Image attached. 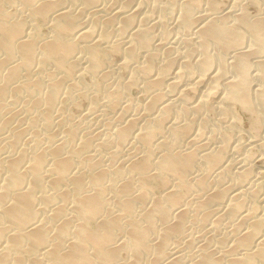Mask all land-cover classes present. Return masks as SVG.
I'll return each mask as SVG.
<instances>
[{
  "label": "bare ground",
  "instance_id": "obj_1",
  "mask_svg": "<svg viewBox=\"0 0 264 264\" xmlns=\"http://www.w3.org/2000/svg\"><path fill=\"white\" fill-rule=\"evenodd\" d=\"M134 1L128 0L125 4L122 2V7L111 8L113 13H106L107 17L95 14L96 17L89 24L87 19L91 18L81 20L80 15L82 17V12L87 10L89 13L91 10L94 13L102 11L105 6H100L101 0H0V113L11 107L8 105L12 102L14 105L15 100L24 97L27 119L30 121L27 127L19 128L16 125L17 128L9 135L2 134L4 143H0V264H264V218L252 220L257 208L253 203L256 201L251 200L255 208L246 210L244 200L238 199L239 190L234 192L233 186V189L219 186V181L213 180L217 175L211 178L213 172L221 174L228 169L224 161L226 146L201 154L194 147L185 150L180 147L184 146L181 139L191 135L190 124L176 121L179 116L173 122L169 120L173 112L184 115L189 110H201L208 104V98L214 96L219 100V110L234 113L235 106L240 105L254 113L252 126L260 129L264 120L261 116L264 114V10L257 16L252 13V17L248 10L235 12L234 7L225 8L218 0H206L209 11L197 16L194 10L202 5L201 0H182L178 4L179 24L186 31L195 29L203 55L197 61L183 60L180 68H177V58L174 57L165 62L161 60L162 63L156 65L159 53L149 52L154 43L150 34L152 27L149 29L148 25H143L145 18L141 20L142 17V22L135 23L138 10H142L139 3L143 4V0L136 7L131 5ZM6 2L14 3L16 10L22 14L8 11L3 6ZM77 2L82 4L79 10L75 7ZM171 2L175 5L174 0ZM249 2L256 4L255 8L257 5L264 7V0ZM256 12L258 14L259 10ZM36 17L45 19L51 31L49 36L41 35ZM99 25L103 28L109 26L108 29L118 25L119 35L116 38L120 36V40L114 38L117 42L112 41L110 46L125 56L122 66L133 60L134 63L140 54L146 57L139 69L144 74L141 78L144 86H141L147 91L145 109L139 115L134 113L135 116L122 107L120 120L113 126L110 137L101 142L95 141L93 135L80 133V127L66 124L67 120L63 119L56 121V114L53 116L59 106L57 103L62 90L70 92L77 86L87 90L89 85L82 80L83 75L93 77L100 74L102 64H107L101 55V45L110 37V32L101 29L97 35ZM62 33L71 35V38L64 37ZM247 34L252 36V47L249 49L242 46L247 41ZM211 44L225 54H233L232 61L227 62L226 55L224 59L220 54L217 56L209 52ZM217 49V53L221 51ZM82 59L85 60L84 65H81ZM215 61L218 70L213 65ZM253 67L257 70L254 74ZM196 68L201 73L190 82L201 84V87L210 82L214 83L213 87L204 92L196 103L188 102L187 99L192 96H186V105L179 110L174 109V100L165 98L163 84L168 85L171 97L180 90L184 75L189 73L187 78L191 79L190 73ZM228 71L235 73L232 79L226 77ZM256 79L259 87L253 90V80ZM134 81L130 80L127 86L135 85ZM90 91L87 90L88 93ZM87 92L81 88L78 94L82 97ZM182 92L180 99L186 95H182ZM119 95L112 92L108 98L105 97L108 99L107 105L121 108L120 100L122 102L123 97ZM258 107L261 111H258ZM127 109L130 110L129 107ZM1 115V128L13 127V116L4 117L3 112ZM11 120L14 122L11 123ZM56 122L65 127L66 136L63 139H58L56 131H53ZM193 126L191 129L194 130ZM32 128L42 131L45 137L42 139L46 143L42 145L40 140L26 138V130ZM262 132H259L260 135ZM230 140H233L231 135ZM112 142L117 149L113 154L110 152L112 156L126 153L114 162L108 161L106 166L100 160L102 157L95 155L110 144L112 146ZM130 149L140 151L141 159H137V154ZM240 168V176L248 175L249 171L253 173L245 164ZM159 177L164 191L162 196L157 197L153 194V181ZM261 199L264 200L263 197ZM214 210L223 212H216L218 215L212 221L213 227L210 225V233L218 228L215 223L223 215L232 217L230 219L240 218L249 225L244 230L237 225L239 231H232L228 239L229 247L217 248L216 245V248H212L201 243L197 250L184 254L181 243H193L190 225L195 220L205 223ZM229 232L226 233L229 235ZM194 236H197L196 232ZM196 239L194 241L197 242L199 238ZM223 243L226 244V240Z\"/></svg>",
  "mask_w": 264,
  "mask_h": 264
},
{
  "label": "rangeland",
  "instance_id": "obj_2",
  "mask_svg": "<svg viewBox=\"0 0 264 264\" xmlns=\"http://www.w3.org/2000/svg\"><path fill=\"white\" fill-rule=\"evenodd\" d=\"M118 1L117 0L116 1L115 0H104V2H103V0H101V5L100 6L101 7L102 6H105L104 9L102 10L103 12L100 11L99 13H94V11L91 10L92 13L91 12L89 13V11L87 10V11H84L85 13L82 12L83 13V16L85 18L83 16L81 17V15H80V18H81V20H84V19L86 20L87 18H91V19H87V20H89L88 23L90 24L94 20V17H96V16H99V17H101V16L102 17H107L108 15H110L111 13H113V9L114 8L122 7V4L123 3L125 4L128 0H118ZM140 1H142V0H136L134 2H131V5H133V6L136 7ZM171 1L172 0H159V2H158V0H153V1L152 0H146V1L143 0L144 6H143L142 2L139 3L140 4L139 7L142 8V10L141 11H140V9L138 10L137 17H139V18L136 17L135 23L138 24L139 21L144 20L143 18H145V20L143 22L141 21L142 23H144L143 25H145V26L148 25L147 27L149 29L152 27L151 28L152 30L150 29V32H151L150 34H151V38H153V42L154 43L152 44V47H150L149 52H152L153 54L159 53L158 54V58H157L158 60L156 59V65H160V64H157V63L165 62L169 58L174 57L175 59L177 58L176 59V66H177V68H180V65H181L180 63L183 60L184 61H187V60H191L192 59L193 61H197L198 60L197 58L202 57V55H203V53H202L203 48H202L201 44L198 41V38H197L198 36L195 35L196 34L194 32L195 29H193V30L192 29L191 30L189 29L190 31H188V29H187V31H186L183 28L184 29V31H183L182 26L179 24L178 16L180 15V10H179L178 4L182 0H179V1L178 0H174L175 1V5L178 6V7H176L175 5H172V2ZM218 1L220 2V4L222 3L221 5L222 6L224 5L223 7H225V8L232 9L234 7L233 9H235V12H240V11H242V9L245 10V11L248 10V13L252 17L262 14V11L264 10V7L263 6L261 7V6H258L257 5V8H255L256 4H254V3L252 4L251 2H249V0H246V2H245V0H243V2H242V0H240V1L236 0V2H235V0H222V1L218 0ZM201 2H202V5L203 6L200 4V6H198L194 10V13L197 14V16L198 15H201V13H204V12H208L209 11L208 10L209 6L207 5L206 0L205 1L204 0H201L200 3ZM116 3H118V4H116ZM249 3H251V4H249ZM77 4H76L75 7L77 8V10H79L78 8L82 7V4H80L78 2H77ZM233 4H234V6H233ZM3 6L5 8L7 7L6 9L8 11H11V12H14L15 11V13L16 14H19V15L22 14L19 11L16 10L17 7H16V5L14 3H12V4L11 3H8L7 4V2H6V3L3 4ZM10 6H11L12 9L10 8ZM204 7H207V9L204 8ZM237 7H238V9H237ZM111 8H113V9H111ZM257 10H259L258 14L256 12ZM106 11H108V12H106ZM197 11H198V13H196ZM106 13L108 14L107 16H105ZM143 13L144 14L146 13V14L144 15ZM149 13H151L152 15L151 14L149 15ZM252 13H254L256 15L253 14L254 15L253 16ZM89 14H91V15H89ZM95 14H96V16H95ZM220 14H222L221 11H220ZM262 15H264V11H263V14ZM89 16H91V17H89ZM140 18H141V20H140ZM230 18L232 19V17H230ZM146 19H148V20H146ZM35 20H36V24L38 23L37 25L40 26L41 35L43 37L44 36H49L51 34V31H50L49 26L47 27V23H46L45 19H42L41 17H36ZM158 20H160V21H158ZM161 20L162 21L165 20V21L162 22ZM141 22H140V24H142ZM45 24H46V26H45ZM149 24H151V25H149ZM155 24H156V26H155ZM112 26H110V29H108L109 26H107V28L105 27L106 29L103 28V27H101L100 25L98 26L100 28H98V30H97V35H99L101 33V29L102 30L104 29L106 32L109 30L108 33L110 32V35H108L110 37H108L107 40L102 41V45H101V55L105 58L104 59V62L107 63V64L106 65L102 64L103 67H101V68L103 70L100 69V72H99L100 74L95 75V76H97V78H94L95 76H93V77L88 76V74L83 75L84 77H82V80L87 85H89V87L87 86L88 87L87 90H88V92L91 90L90 93L87 92L86 88L81 87V86L80 87L77 86L78 87V88L76 87L77 89L76 88L75 89L72 88V90H70V92H67L66 89L62 90V92L60 93V97H59V100L60 101L58 100V103H57L59 106H57V109L53 112V116L55 114H56L55 116H57V117H54V119L56 121H57V119H63L65 121L67 120L68 122L66 121V124H70L71 123L70 125L74 124L75 127H78V128L80 127L79 128L81 130L80 133H83L84 132L83 134H89L91 136L93 135L94 136L93 139H96L95 141H99V142H101L104 139L110 137V135H111L110 132H111L113 126L116 123H118L119 120H120L119 117L122 114L123 108H124V110H126V112L129 111V112H127L128 114L131 113L130 115L137 116L136 114L139 115L145 109L144 106L147 103V101H146L147 91L145 89H143V87L141 86V85H143V82H142L143 80L141 78L144 77V74H143L142 70L139 69L140 66H142L145 63L144 61H145L146 57L143 54H140L141 55L140 56L141 58L138 57L140 59L137 58L138 59L137 62H136V60H137L136 59L134 63H133V61H134L133 60V61H130L129 62L130 65H129V63H127L124 66H122L123 63H124V60H125V56L124 55H120V53L118 54L117 52H115L112 49V46H110V45L113 44V42L115 43V41L117 42V40H120L119 39L120 36L116 38V36L119 35L118 25H112ZM114 27L116 28V30L114 29ZM111 30L113 31V33H114L115 36L111 32ZM167 31H168V33H167ZM163 32H164V34H163ZM185 32H186V34H185ZM62 34L66 38H68V37L71 38V35H69V34H64V33H62ZM192 35H193V38H192ZM194 35H195V38L196 39L194 38ZM247 35L248 36L245 39L247 41H245V45H244V43L242 45V46L245 47V49H247V48L249 49L250 47H252V42H251L252 36L250 34H247ZM166 36H167V38H165ZM114 38L117 39V40H115ZM110 42H112V43H110ZM191 44H193V45H191ZM216 49L217 48L213 44H211L210 47H209V52L211 51L213 54L216 53L217 56L220 54L223 58L226 55L225 56L226 61L227 62H231L232 61L233 54H231L230 52L229 53L231 55L228 54V52H226V54H225V52L222 51L219 48H218L219 51L220 50L221 51L217 53L216 52ZM221 52H223V53L221 54ZM161 60H163V61L161 62ZM81 61H82L81 65H84L85 64V60L82 59ZM215 63H217V62L215 61L213 65H214L215 68H217L216 70H218V65L215 64ZM104 66H105V68H104ZM134 66H135V68H134ZM52 67H53V65H52ZM214 67H213V70H215ZM195 71H194L195 73L194 72L192 74L190 73V75L192 77L191 79H188L187 78V76L189 75V73L186 74V75H184V77L182 79L183 82H181L182 85H181L180 90L178 91V93H175V95H173L171 97H169V93L170 92L167 90L168 89V85H166V83L163 84L164 86H162V88H163L162 90L166 94L165 95V98H170L169 100H174V103L176 104V105L174 104V109L177 108L176 110H179L183 105H186V101L187 100L190 103H196L197 101L200 100V98L202 97V95H204V92H206L209 88L213 87L214 83L211 84L210 82H209V84L208 83L203 84L202 87H201V84L198 85L196 83L194 84V82H190V80L191 81H194V79L197 76H199L200 73H201L198 68H196ZM255 71L257 72V70L255 69V67H253L252 68L253 74L255 73ZM153 74H156V73H153ZM193 75H195V76H193ZM100 76H102V77H100ZM234 76H235V73L233 71L232 72L231 71H228L226 73V77L229 78V79L230 78L232 79ZM98 77H99V79H98ZM131 78L133 80H135L134 82L136 84H137V82H139L137 84V86H136V84L134 85V83L132 84L133 87H132V85L129 86V87L127 86L128 85L127 83H129L130 80H132ZM121 81H122V83H121ZM95 82L97 84H99V85H96ZM254 82H256V83H254ZM189 83L191 85H189ZM185 85H187V86L185 87ZM193 85H194V87H193ZM191 86L193 87V89L191 88ZM258 87H259V82L257 81V79L256 80H253V90H255L254 88H258ZM81 88L84 89L88 93L86 95L87 97L86 96H82L81 97L78 94V93H80V89ZM194 88L195 89L198 88L199 90L198 89L195 90ZM165 90H167L168 93ZM77 91H79V92L77 93ZM195 91H197V92H195ZM110 92L111 93L113 92L115 95L121 94V95H119V96L123 97V99L121 98L123 101L121 102V100H120V104H121L120 107L121 108H119V107H112L111 108V106L109 107L107 105V100L108 99H106V98L109 97V95L111 94ZM118 92H119V94H118ZM181 92H182V95L183 94L184 95L186 94L185 96H183V98H181L182 100L179 98V95H181L180 94ZM67 93H69V94L71 93V95L69 96V98L67 97L69 95ZM76 94H78L77 95L78 97L76 96ZM90 96H92V97L90 98ZM186 96H188V97H191L192 96L193 98L192 97H191V99L188 98L185 101ZM70 97H72V98H70ZM194 97H196L197 99L194 98ZM194 99H196V100H194ZM208 99H209L208 104L209 105L211 104V106H209L208 104L207 105L211 108L210 110H211L212 113L211 112L209 113L210 110H209L208 106L206 105V106H204L199 111L189 110V112L185 113L184 115L183 114L176 113V112L175 113L173 112L170 115V119L169 120L171 122H173V120L176 119V116L177 117L179 116L178 119L180 121L178 119H176V121H178L179 123H182L183 122V124H185V123L190 124V132L192 131L191 132V135L188 136V137H186V138L182 137L181 140H183L182 144L184 146L180 145V147L181 148L184 147L183 149H185V148L190 149V147H192V148L194 147L193 149L196 148V150L197 149L200 150L201 152L198 151V150H197V152H199L201 154V153H205V151L214 150V149H220L221 146H223V145L226 146L224 152L227 150L226 151L227 154L224 155V157H225L224 158L225 159L224 161H225V163L227 165L226 168H228V169H224L221 172V174L218 173L217 171L215 173L213 172L212 175H211V178L213 179L217 175V178H215L213 180L214 181H216V180L219 181L220 183L217 182L219 184V186L221 185V187H227L228 189H231L229 187H232L233 186L234 187V190H233L234 192H236V191L238 192V190H239V195H242V196H239L238 195V197H240L238 199H241V200L243 199L244 200V208L246 210L247 209H250L249 207L255 208L257 206V208L255 209V213H253L252 220L259 219V218L263 220V218H264V200H262L261 197H263V199H264V160H262V159H264V133H263L264 132V120H262L263 122H262V124L260 126V129L259 128H254L252 126V124H253V121L252 120L254 118L251 120L252 115H253V117L255 116L254 113H252V112L250 113V112H248V110H244L245 108H243V107L241 108L240 105L235 106L234 113L233 112H230V111H222L221 109H220L221 110V112H220V110L218 109V107H219V100L216 99V97H214V96L213 97H209ZM189 100H191V101H189ZM18 101H20V102H18ZM18 101L15 100V102H14L15 104L14 105H13V102L10 105H8V106H11L9 108H11L12 111H11V109H9L7 107L8 109L6 108L5 110H2L1 113H0V116H1L0 117V120L3 118L2 115H1L2 112H3V116L4 117L5 116L8 117L9 115H11V116H13V118H14L13 120L15 121L14 122L13 120H11V123L14 122L13 124L10 123L11 125H13V127L12 126H7L6 128H8V129H6V128L5 129L4 128L2 129L1 128V125H0V129L3 131V132L0 131V134H1L0 136H2L0 138V140H1L0 143H2L3 138H4V135H6V133H7V135H9L14 129L17 128L16 125H18L19 128H21V127H27V125L28 126L30 125V121H29V119H27L28 113H27V111L25 109V104H24L25 99H24V97L21 98V99H19ZM61 101H62V103H61ZM16 104L19 107V110H18V107L16 106ZM130 105H131V107H130ZM12 107H14V108H12ZM128 107L130 108V110L127 109ZM114 108H116V109H114ZM214 108H216V109H214ZM20 109H21V111H20ZM19 111H20V114H19ZM201 111H202V113H201ZM258 111H261V108L260 107H258ZM5 112H7L8 115ZM124 113H125V111H124ZM134 113H136V114H134ZM263 115L264 114L261 115L262 116V119L264 118ZM183 116H184V119H183ZM21 117L24 119V121H23V119L21 120ZM65 117H66V119H64ZM25 118H26L27 121H25ZM112 118H113V120H111ZM191 118L193 119L194 122L192 121ZM19 120H20V123L21 124L19 123ZM109 121H112V123L109 122ZM190 122H193V123H190ZM0 124H1V121H0ZM111 124H112V126H111ZM57 125L58 124L56 122V125L54 126L55 129L53 128V131H54V133L56 131V134L55 135H57V138L58 139H63L64 136H66L65 127L64 126H61V125H58V126ZM192 126L194 127V130L191 129ZM262 126H263V129L261 128ZM252 128H254V129H252ZM37 129L38 128H34V129L32 128V129L26 130L25 135L27 137L25 135H24V137H26L27 139L32 138L34 141L35 140H37V141L40 140L39 143H42V145H43L44 139H42V138H45L44 137V134L42 133V131H39V129L38 130ZM224 131L226 133H224ZM257 131H258V133L259 132H262L261 135H260V133L258 134ZM231 133L233 134L234 137L232 136ZM2 134H4V135H2ZM96 134H97V136H96ZM196 134L199 135V137H197ZM225 134H230L231 135V139L233 138V140H230V135H225ZM256 134H257V136H256ZM33 135H34L35 138L33 137ZM38 135H40V138L42 140L40 138L39 139L37 138V137H39ZM41 135L43 137H41ZM193 136H195V138H193ZM224 136H226L227 138H225ZM222 139H223V141H222ZM25 141H27V140H25ZM229 141H231L230 144H228ZM3 143H4V141H3ZM26 143H28V142H26ZM31 143H32V141L29 142V144H27V145H30ZM44 143H46V142H44ZM75 143H79V142L78 141H75ZM221 143H222V145H221ZM112 144H113V142H112ZM110 145L108 147L104 148V149L99 150L98 152H96V155H95L97 158H100V156H101L102 158H100V160H101L102 164L103 165H106V166H107V164H109V162L111 163L112 161L114 162V160L116 161L117 159H119L121 157V155H123V154L126 153L124 151L123 154L120 153L121 155H118L117 154V156H112V154L114 153V151L117 150V149L115 147V144H113L112 146H110ZM130 150L132 152H134L135 154H137L136 155V158L137 159H139V158L141 159L142 153L140 151H136L135 149H130ZM110 152L111 153L113 152V153L110 154ZM97 153H98V155H97ZM227 155H229V156H227ZM113 157L114 158L116 157V158L114 159ZM111 158H113V160ZM244 160L246 161V163H245ZM229 163H231V165H232L231 167H230V164ZM242 163H243V165L245 164L246 168H248L249 170L251 169V172L253 171V173H250V171H249V174L248 175H245V176L242 175V176H240L241 173L239 171H241V168L240 167L243 166ZM250 174H252V175H250ZM239 177L240 178L242 177V178L240 179ZM246 179H247V181H245ZM253 179L255 181L254 183H253ZM256 180L259 181V182H257ZM153 182H154V184H153L154 185L153 194L156 195L157 197L158 196L159 197L162 196L163 191H164V187L162 185V179L159 177V178H156V181H153ZM239 182H241V183H239ZM244 183H246V184H244ZM251 183H252V186H251ZM254 184H256L257 186L253 187ZM233 187H232V189H233ZM246 187L247 188L250 187V188L247 189ZM257 188H260V189H257ZM241 189H243L244 191L242 190L240 192ZM253 189H254V191H253ZM258 190H259V192H258ZM253 194H255V195L253 196ZM241 197H243V198H241ZM246 197H248V199L250 201H248V199H246ZM250 197H253V199L250 198ZM254 198H256V199H254ZM251 200L253 202L255 200L256 202L253 203V202H251ZM259 200H260L259 203H261V205H258L259 204L258 203ZM249 202L251 204L252 203L255 204V207H254L253 204L251 205ZM256 203H258V204L256 205ZM247 204H249V205H247ZM256 210H257V212H256ZM221 211L214 210L211 213V216H210L211 218L209 217V219L205 223L203 221L201 223V220H199V221L198 220L193 221V223L190 225V229H189V232L191 230L190 233H191V236L193 237V239H192L193 243H191V244L190 243L187 244L185 242L181 243L182 252L184 254H186V252L188 254H190L193 251L197 250L198 249V246L201 243L202 244L203 243H206L207 245H210L212 248H216V245H217V248H218V246H221V248H224V246L225 247H229L230 246V240H228V239H230V237L232 235V231L235 230V229L239 231V228L241 230H244L249 225L248 222L247 223L246 222H242L240 218H236L235 217L234 219H230L232 217L229 218L228 215H225V216L223 215V217L220 220L216 221V223H215V225H217L218 228H216V230H214V231H212L210 233L208 231L209 228H210V225L213 224L212 221L216 218V215H218L217 213L218 212H221ZM237 221H238V224L236 223ZM221 222H222V224H221ZM237 225L240 226V227L238 228ZM193 226H194V228H193ZM235 226H236V228H235ZM192 228H193V230H192ZM202 230H204V231H202ZM211 230L212 229H210V231ZM228 231H230L229 232V235L227 234ZM195 232H196V235H197L196 237L194 236L195 235ZM209 234H210V236H212V237L214 236L215 238L212 239V237H211V239H210L209 238ZM204 235H205V237H204ZM202 237H203V239H202ZM196 238L197 239L199 238V239L197 240ZM207 238H208V240H207ZM195 239L197 240V242L194 241ZM225 240H226V244L227 245L223 243V242H225ZM227 241H228V243H227ZM183 246L184 247L186 246V247L183 248Z\"/></svg>",
  "mask_w": 264,
  "mask_h": 264
}]
</instances>
